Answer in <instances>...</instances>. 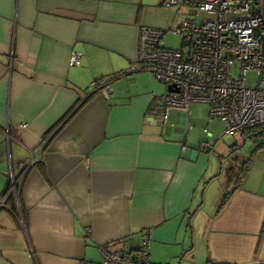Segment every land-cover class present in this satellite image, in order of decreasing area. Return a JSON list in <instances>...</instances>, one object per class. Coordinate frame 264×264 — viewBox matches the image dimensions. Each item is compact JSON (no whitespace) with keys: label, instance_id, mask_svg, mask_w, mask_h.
Returning <instances> with one entry per match:
<instances>
[{"label":"crops","instance_id":"0c3cea01","mask_svg":"<svg viewBox=\"0 0 264 264\" xmlns=\"http://www.w3.org/2000/svg\"><path fill=\"white\" fill-rule=\"evenodd\" d=\"M179 15L162 0H0V199L23 176L0 207V264H111L102 250L135 249L145 230L157 264H264V147L243 181L255 145L239 154L226 187L241 144L194 133L192 108L151 122L154 74L115 79L48 133L98 76L138 65L141 25Z\"/></svg>","mask_w":264,"mask_h":264},{"label":"built area","instance_id":"2783aa9c","mask_svg":"<svg viewBox=\"0 0 264 264\" xmlns=\"http://www.w3.org/2000/svg\"><path fill=\"white\" fill-rule=\"evenodd\" d=\"M165 7L178 10L187 6L202 12L180 18L169 27L183 36L181 48L168 47L164 41L167 28L141 25L138 34L137 60L142 71L152 72L157 79L178 87L162 96L159 108L150 113L151 122H165L171 109L190 111L191 103H206L210 116L223 119L226 133L264 126V87L261 81L249 86L244 78L249 69L264 77V0H162ZM206 14V15H204ZM82 53L74 50L70 64L79 65ZM238 67V73L233 68ZM111 81L103 89L109 96ZM26 126V123H22ZM208 129L205 128V131ZM22 174L10 173V184L0 199L6 206L11 194L18 195ZM151 233L145 230L135 249L104 248V263L157 264L151 259Z\"/></svg>","mask_w":264,"mask_h":264},{"label":"rangeland","instance_id":"374dc122","mask_svg":"<svg viewBox=\"0 0 264 264\" xmlns=\"http://www.w3.org/2000/svg\"><path fill=\"white\" fill-rule=\"evenodd\" d=\"M146 1L149 3H152V4L159 2V0H146ZM178 11L180 12L178 19L180 17L182 18L185 16H189V17L196 16L197 19L200 20L202 17H204L203 13L201 11L196 13L195 12L196 10L193 9L192 7L189 8L187 6H183ZM204 15H206V14H204ZM163 37H164V41L168 47L170 46L173 48H181V46L183 45V36L175 33L173 31V29H168V31L164 34ZM130 69H131V67H130ZM233 70L235 73H238V67L237 66H234ZM148 72H150V71H148ZM150 73L152 74V72H150ZM124 75L127 78H130L133 76L130 74H124ZM261 78H262L261 74L259 73V71L257 69H254V70L249 69L246 72L244 80L247 83V85H249V86H255L258 82L261 81L262 82L261 86L264 87V77H263V80H261ZM154 80H156V83H157L156 86L155 85H149V84H146V85L148 86L149 90H152V92L156 91L157 94H159V96L154 97V98H156L157 102H160L162 100V96L169 92V90H168L169 85L166 82L161 81L160 79H157L155 76H154ZM190 108H192V111H193L192 112L193 115H191L190 121H192L194 124V128H195L194 133L203 131L202 129L204 126L209 127V129L211 131L216 132V133L217 132L219 133L220 130H222V131L225 130V124H224L223 119L215 117L214 121L208 120L207 116H208L209 108H208V105L206 103L195 101V102L191 103ZM172 115H173V113H172ZM198 120H200L201 122H204V124L198 123ZM200 134H203V132H201ZM245 137H247L246 139H247L248 143H246L244 141L243 138H245ZM202 138L205 141H209L211 139L213 140L215 138V136H210V135L208 136V133H204V136ZM223 138H226V139L231 138V139H233V141H235L237 139L239 141V143L241 144V146L237 150L230 152L228 154L227 158L225 159L230 164L228 165L229 167H227V166L224 167L225 170L223 171V175H222L221 180H224L223 185L226 184V187H228L227 181L230 180V178L233 176V173H235L236 168H238V165L241 164V155H239V154L243 153L245 156H247L249 146H251V145L254 146L256 144V142H254V140L251 139L250 137L244 136L241 131L234 132L233 134L232 133H226L224 136H222L221 139H223ZM236 153H238V154H236ZM199 260H201V257L199 258ZM183 264H186V262H184Z\"/></svg>","mask_w":264,"mask_h":264},{"label":"trees","instance_id":"16d2710c","mask_svg":"<svg viewBox=\"0 0 264 264\" xmlns=\"http://www.w3.org/2000/svg\"><path fill=\"white\" fill-rule=\"evenodd\" d=\"M137 62H138V65L133 67V68H131V69L130 68L126 69V70L123 69L121 71L110 73L109 75H100V76H98V78H96L92 82V84L90 86L86 87L87 91H86L85 97L77 99L76 102H74V104L63 113V116L61 117V119H59L56 123H54L52 125V128H51L50 131H48V133L50 134L51 131H53L54 129H56V128L60 127V126L63 127V124L68 122L72 117L75 116L76 112L86 103L87 99L93 97L94 95H97L98 93H102L103 94V89H104V86H105V84L107 82L111 81V83H112L115 79H118V78L122 77V75H124V74H130L131 75V74H134V73H137V72H141L142 71L141 70V68H142L141 65L142 64L138 60H137ZM73 65H77V64H73ZM109 96H110V94H109ZM160 102H157V100H155V98H154V100L150 103V106L147 109L148 110L147 114L150 115L151 112H154L155 109L159 108ZM242 133H243L244 136H248L251 139H253L254 142H256V144H255L254 148L252 149L251 155L246 159L245 166L242 169L243 172L240 174L241 176L239 175V178L241 179V181H243L244 177L247 176V174H248V172H249V170L251 168L250 164H251V162L253 160V157H254L255 153L258 151L259 148L264 147V126L246 128L244 131H242ZM245 138H247V137H245ZM228 194H230V193H226V195L224 196L223 200L221 201V206L224 205V202L226 201L227 196H229ZM14 197H15L14 194H11L8 197L9 199H6V200L7 201H11V199H12V201H13ZM12 207H13V210L16 209L15 202H13V206ZM153 263H155V262H153ZM206 264H234V263H229V262L222 263V262H219V261H216V260H214V261L213 260H209Z\"/></svg>","mask_w":264,"mask_h":264},{"label":"water","instance_id":"95a60500","mask_svg":"<svg viewBox=\"0 0 264 264\" xmlns=\"http://www.w3.org/2000/svg\"><path fill=\"white\" fill-rule=\"evenodd\" d=\"M174 86H175V85H173V84H170V86L168 87V89H169V90H171V89H173V88H174L175 90H177V91H178V90H179V88H178V87H174Z\"/></svg>","mask_w":264,"mask_h":264}]
</instances>
